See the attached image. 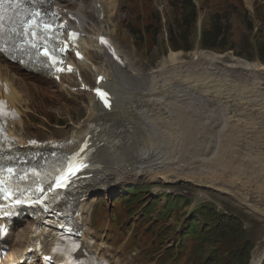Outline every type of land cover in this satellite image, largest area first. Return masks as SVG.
I'll use <instances>...</instances> for the list:
<instances>
[{
  "label": "rangeland",
  "instance_id": "obj_1",
  "mask_svg": "<svg viewBox=\"0 0 264 264\" xmlns=\"http://www.w3.org/2000/svg\"><path fill=\"white\" fill-rule=\"evenodd\" d=\"M117 1L116 14L110 15L111 17L106 15V19L110 20L107 25L104 24L105 30L108 29V36L121 58L128 59L133 65L132 68H135L139 74L156 70L160 65L159 62L172 51L183 53L187 61H191V54L195 52L212 51L217 54H232L251 63L264 65V0H190L195 5L197 19L195 25L189 28L188 35V31L184 34L187 35V41L182 42L178 41L176 28V24L182 23L183 19L181 15L183 11L180 9L181 0ZM59 5L71 13L77 11L80 6L83 7L85 22L81 30L86 44L89 41L88 54H94L97 65L102 69L99 70L106 71L104 57L99 55L94 48L95 45L90 43V40L96 38V29L101 21L97 22L98 16L93 13L91 0H62ZM213 23H216L217 27L221 28L218 31L223 33L218 36L219 41L227 45L223 50L205 48L202 45L203 32L210 29ZM211 35L214 36V32ZM186 47H190L191 50H184L183 48ZM13 65L15 68L18 67ZM93 72L95 73L93 68H90L82 74L89 87L95 85ZM14 73L19 76L17 79L19 86L25 96L27 93L29 99V105L25 102L20 107L25 125L15 126L17 132L26 129L29 138L62 140L73 134L77 126L86 118L92 93L89 89H80L79 77L72 75L62 83L25 69H17ZM250 111L249 113H252ZM216 112H219V115L213 114V116L217 115L216 118H220L223 114L220 111ZM202 121L203 119L199 120L200 127ZM201 130L197 145L199 158L206 140L214 137L213 134L204 136V130ZM140 141L143 146L148 145L147 139ZM163 141L164 146L171 148L168 138ZM186 142L189 143L185 140L184 158L181 157L187 162L189 156L185 157V155L187 153L189 155L190 145ZM187 170L183 169V175H188ZM233 170L234 178L222 176L229 187L230 181L233 180L231 182L233 185L245 175L241 173L243 171ZM254 174L249 178L264 181V170ZM259 181L255 185L252 183L250 187L245 185V188H248L247 195H243V202H239L229 193L230 191L196 184L182 178L164 180L162 176L154 178L142 173L136 177L131 173L121 181L113 182L110 187L93 189L84 198L89 212L84 213L80 221L88 230L94 248H99V254L104 255L111 264L125 262L194 264L198 259L196 238L190 234L183 236L189 222L199 219V223L205 229L212 228L215 232L239 223L234 233L225 234L217 240L210 238V244L204 245V258L211 260L212 264H233L232 252L242 250L243 258L241 262L235 264H249L252 256L264 249V214L261 212L264 211V195L258 196L256 189H253V187L258 188L259 185L264 186L263 182L259 183ZM134 186L136 190L148 186L143 190L141 194L143 199L139 203L136 200L131 202L134 197L125 191L126 188L131 189ZM239 186L236 188L231 186V189L233 188L234 191L242 189L243 193L244 189ZM171 196L176 197V202H182V205L170 211L166 220H161L160 209L163 206L171 208L173 203ZM155 200L158 201L157 211L152 217L150 219L144 218L143 215L138 217L140 209L148 201ZM213 214L218 218L213 220ZM203 219L208 220L203 222ZM16 225L13 238H18L19 230L23 229L26 236L33 235V225L30 220H21Z\"/></svg>",
  "mask_w": 264,
  "mask_h": 264
},
{
  "label": "bare ground",
  "instance_id": "obj_2",
  "mask_svg": "<svg viewBox=\"0 0 264 264\" xmlns=\"http://www.w3.org/2000/svg\"><path fill=\"white\" fill-rule=\"evenodd\" d=\"M54 1L59 4L62 0ZM91 2L93 13L98 16L97 22L101 21L96 29V38L94 37V41L90 40V43L95 45L98 54L104 57L106 71H101L94 54H88L89 41L86 44L83 35L79 42L82 58L77 59L78 61L72 58V71L59 74L62 83L72 75L81 78L80 85L87 86L91 93L96 87L97 76L103 75L101 86L111 94L108 100L97 99L101 95L92 93L86 118L68 137V140L82 143L90 135L91 139L88 141L92 144L87 142L94 149V176L88 190L81 192L83 194L75 201V205L83 212L81 216L89 212L88 204L82 200V196H86L90 189L110 186L131 173L136 177L142 173L154 178L162 176L164 180L182 178L196 184L230 191L233 197L243 202V195L248 192L245 187H250L252 183L255 185L259 181L249 177L254 176V172L264 170V65L251 63L232 54H217L212 51L195 52L191 54V61H187L183 53L172 51L159 62L156 70L139 74L132 68L133 65L128 59L121 58L119 51L116 50L117 59L121 60L118 63L114 56L98 45V37L108 35L104 24L107 25L110 19L107 20L106 15L116 14L118 1ZM82 12L83 7L80 6L77 11L71 13L73 19L70 21V27L75 30L83 29L85 17ZM90 68L95 71L94 87H89L82 75ZM17 69L21 68H15L0 55V96H3L6 88L7 96L3 97L7 98L12 107L19 110L21 117H24L20 107L25 102L28 104L29 99L27 93L26 97L19 86V76L14 73ZM249 110L252 113H249ZM216 111L223 113L220 118H216L219 115ZM214 113L217 115L213 116ZM21 117L17 122H10L9 127L20 144L25 145L28 138L26 129L17 132V129L12 127L25 125ZM200 119H203L201 127ZM228 127L230 129H227ZM201 128L204 130V136L213 134L214 137L206 140L203 154L201 153L199 158L197 145ZM114 136L121 137L118 143L111 142L110 139ZM166 138L170 140L171 148L164 146L163 140ZM142 139L148 140L147 146L141 144ZM185 140H188L190 145L189 155H185L189 156L187 162L182 159ZM183 169H188V175H183ZM233 169L243 171L241 173L245 175L233 185V180L229 184L234 188L240 185L239 188L244 189L243 193L242 189L232 190L233 188L227 186L223 180V175L234 178ZM262 182L264 185V181ZM260 187L261 185L258 188L253 187L258 196L264 195V186ZM249 205L255 209L252 204ZM261 212L264 214V211ZM31 222L34 227L35 223ZM0 223L5 228L2 232L7 230L6 233L0 234V250L11 248V253H8L0 264L13 263L35 254L34 236H26L23 229L19 230L18 238H13L17 222ZM84 236L85 248L93 254L95 252L97 257L105 258L97 253L99 248H93L88 231L84 232ZM263 258L264 249L252 256L250 264H261Z\"/></svg>",
  "mask_w": 264,
  "mask_h": 264
},
{
  "label": "trees",
  "instance_id": "obj_3",
  "mask_svg": "<svg viewBox=\"0 0 264 264\" xmlns=\"http://www.w3.org/2000/svg\"><path fill=\"white\" fill-rule=\"evenodd\" d=\"M178 1V0H176ZM181 6L180 9L182 12V23H177L176 24V28L178 31V41L182 42L183 40L187 41V35L189 33V28L193 27V25H195L196 23V19H197V12L195 9V5L190 1V0H181L180 2ZM218 29L221 30L220 27H217L216 23H213L210 27V29L205 30L203 32L202 35V45L205 48H218L220 50H223L224 48H226L227 45H224L221 41H219V37L221 34L220 31H218ZM188 31V32H187ZM187 32V35H184ZM214 32V36H212L211 34H213ZM215 32L217 33V35H215ZM210 38V39H208ZM173 42V41H172ZM186 51L191 50L190 47H186L183 48ZM147 189L146 187H142L138 190L134 188L132 189H127L126 191L129 192L130 195H132L134 198L132 199L131 202L133 201H137V203L141 202V200L143 199V196L141 195L143 193V190ZM173 203L171 204V208L169 209V207L167 206H163L160 209V213H159V218L161 220H166L168 218V215L170 213V211L179 208L182 205V202H176V198L175 197H171ZM158 204V201H148V203L141 209V212L139 213L140 215H143L144 218L150 217L151 214L155 213L157 211L156 206ZM213 220L217 219V215L213 214ZM204 218V217H203ZM199 219H193V221L189 222L186 227H187V231L183 234L187 235H193L196 238L197 244V254H198V259L195 261L194 264H212L211 260H207V258H204V245L206 244H210V238H212L213 240H217L221 237H223L225 234H230V233H234L236 231L237 226H239V223H236L232 226H226L225 228H223L221 231H217L215 232L214 229L209 228V229H205V227H203L201 225V223H199L198 221ZM205 220L208 219H203V222H206ZM155 221V220H154ZM190 221V219H189ZM244 248V247H243ZM251 250V248L249 249V251ZM233 261L231 263L235 264L236 262H241L242 258H243V252L242 250H234L231 254ZM201 258H204V260H202ZM248 259V256L246 257ZM246 259V260H247ZM264 264V261L263 263Z\"/></svg>",
  "mask_w": 264,
  "mask_h": 264
},
{
  "label": "snow or ice",
  "instance_id": "obj_4",
  "mask_svg": "<svg viewBox=\"0 0 264 264\" xmlns=\"http://www.w3.org/2000/svg\"><path fill=\"white\" fill-rule=\"evenodd\" d=\"M3 3H4V0H0V7H2ZM39 16H40V13L38 10H36L31 14V20H35ZM31 20H26L24 22L25 25H30ZM2 28H3V22H2V19H0V29H2ZM49 34H51L53 38H55V36H56V33L54 31H52V25H49V24L44 23L42 21H41V23L31 25V27H26L24 30H21V31H18L15 33V35L21 37V40H20L21 44H29L32 48H38L37 43L34 42L38 36L42 37L43 40H47ZM72 35L75 36L76 34L73 33ZM0 40H2V32H0ZM43 40L41 41V44L43 43ZM102 43H106V41L102 40ZM56 50L57 49L55 47H53L51 52L45 51L44 55L48 56L50 59L55 60V57L52 55V53H54ZM0 51H6V48H4L2 44H0ZM77 55L79 56V53H77ZM100 79L102 80L103 78L101 77ZM97 92L101 96L105 95L104 93H102L100 91V89H97ZM105 103H107V101H105ZM75 170L78 171L79 168L77 167ZM8 171L11 172L12 170L9 169ZM69 173L72 174L73 170L69 169ZM62 179H64V177H61L60 179H58L56 181L57 187L63 186V184L60 182V180H62ZM2 185H3V182L0 181V193H5V195H4L5 199H9L10 197L16 195V191L9 192ZM24 198H25V193L21 192L19 196H16V199L14 202L15 203H21V202H23ZM33 202H35V201H33ZM5 214H7V213H5Z\"/></svg>",
  "mask_w": 264,
  "mask_h": 264
}]
</instances>
